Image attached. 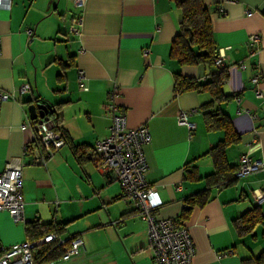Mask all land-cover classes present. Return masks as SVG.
<instances>
[{
    "label": "crops",
    "instance_id": "obj_1",
    "mask_svg": "<svg viewBox=\"0 0 264 264\" xmlns=\"http://www.w3.org/2000/svg\"><path fill=\"white\" fill-rule=\"evenodd\" d=\"M203 2L218 49L226 55L229 76L223 90L233 96L215 109L231 118L241 139L226 151L236 180L210 188L207 203L184 220L187 200L209 187L206 179L215 172L210 150L225 133L206 124L208 92H175L176 74L203 82L210 76L207 67L184 66L171 56L182 19L175 1L87 0L78 9L72 0H12L10 9L1 10L0 90L13 97L1 108L0 171L9 162L22 164L27 220L16 223L0 211L3 244L41 239L56 226L67 239L80 237L85 250L68 261L58 255L35 264H155L147 224L133 203L122 200L115 176L98 171L87 157L110 133L112 120L104 105L117 89L116 103L128 128L146 125L150 130L151 143L144 150L147 180L163 202L157 214L183 221L189 229L196 247L193 264H248L246 259L260 255L264 226L254 238H243L234 222L257 207L264 193V0ZM76 14L83 16L81 37L70 29ZM257 33L261 44L252 55L248 40ZM145 49H150L148 56ZM79 70L86 72L87 91L79 88ZM256 76L259 85L252 81ZM25 84L30 90L21 93ZM39 100L60 106V127L68 141L46 166L35 163L33 152L36 132L29 106ZM182 111L191 113L194 132L179 124ZM242 156L261 168L237 177ZM262 207L264 212V202ZM34 222L48 225L38 237L26 231Z\"/></svg>",
    "mask_w": 264,
    "mask_h": 264
},
{
    "label": "built area",
    "instance_id": "obj_2",
    "mask_svg": "<svg viewBox=\"0 0 264 264\" xmlns=\"http://www.w3.org/2000/svg\"><path fill=\"white\" fill-rule=\"evenodd\" d=\"M87 0H72L76 8L82 9ZM12 0H0V12L10 9ZM83 16L76 14L72 19L71 32L75 36H82ZM32 39L33 30L27 31ZM248 44L252 55L259 50L261 35L253 34ZM2 40L0 37V54ZM83 52V50L81 51ZM144 56L150 54V49L144 50ZM225 52L222 50L216 59L218 69L225 68ZM242 69L246 68L241 63ZM80 90L87 91V76L84 70L78 74ZM253 83L259 85L260 77L256 76ZM28 84L20 88L21 93L29 92ZM256 94L263 96L258 87ZM117 89L110 93V101L104 105V110L111 117L110 133L102 138L87 151V157L95 164L98 171L113 175L122 186V200L133 203L138 216L147 224L149 247L155 264H193L196 247L189 229L185 224L174 219H163L157 210L163 202L154 186L147 180L149 163L145 154V147L151 143V133L146 125L131 129L127 126V118L123 110L116 103L119 97ZM13 97L0 90V118L3 102ZM190 112L182 111L178 116L180 125L186 126L194 132L196 125L190 121ZM36 132L34 140L35 163L46 166L47 161L54 156L65 144L63 134L55 129V122L51 115L31 122ZM30 146L26 147L29 150ZM261 168V163L253 162L248 156H242L237 171V177L248 176ZM264 202V193L257 198V205ZM0 211L10 214L16 223H26L25 201L23 197V166L20 162H9L0 171ZM41 245H51L64 250L62 260L68 261L79 256L84 250V242L80 237L67 239L61 233L51 232L43 238L6 246L0 239V264H35L34 249Z\"/></svg>",
    "mask_w": 264,
    "mask_h": 264
},
{
    "label": "trees",
    "instance_id": "obj_3",
    "mask_svg": "<svg viewBox=\"0 0 264 264\" xmlns=\"http://www.w3.org/2000/svg\"><path fill=\"white\" fill-rule=\"evenodd\" d=\"M178 8L182 11V19L180 21L179 32L175 37L171 56L177 60L179 64L184 66L197 67L203 65L210 71V76L206 81L197 80L194 77L175 75V92L177 94L185 92H208L212 101L204 106L208 111L205 114L206 124L210 130H222L225 133L223 141L215 145L210 153L214 160L215 172L209 176L207 180L208 189L202 193L190 197L186 202V207L182 214V218L187 219L190 212L196 207L204 206L208 201V191L214 185H229L234 182L236 169L232 167L227 159L226 151L228 147L237 144L240 141V135L235 130L231 118L220 109H215V105L228 103L233 96L226 95L223 87L228 79V70L218 69L216 67V59L219 56V49L215 41L214 31L211 21L209 9L204 5L203 0H174ZM264 15V13H263ZM59 105L51 104V117L55 122V129L61 132L67 141V136L60 127ZM239 166L237 167L238 170ZM183 222V221H181ZM235 227L241 237L252 235L256 229L264 226V212L262 205H258L248 213L237 218L234 222ZM48 225L39 222L27 224L26 231L30 234L41 232L43 227L47 229ZM58 232L61 230L56 226L48 228L45 233ZM264 235V232H263ZM35 239V238H34ZM36 240V239H35ZM35 262L36 259L49 260L51 257L64 255V250L60 247H52L51 245H41L34 249ZM248 264H264V249L258 256H253L244 261Z\"/></svg>",
    "mask_w": 264,
    "mask_h": 264
},
{
    "label": "water",
    "instance_id": "obj_4",
    "mask_svg": "<svg viewBox=\"0 0 264 264\" xmlns=\"http://www.w3.org/2000/svg\"><path fill=\"white\" fill-rule=\"evenodd\" d=\"M29 113L32 120H37L39 117L51 115V104L44 100H39L29 106Z\"/></svg>",
    "mask_w": 264,
    "mask_h": 264
},
{
    "label": "rangeland",
    "instance_id": "obj_5",
    "mask_svg": "<svg viewBox=\"0 0 264 264\" xmlns=\"http://www.w3.org/2000/svg\"><path fill=\"white\" fill-rule=\"evenodd\" d=\"M259 230H261V229L259 228L257 231H259ZM258 233H260V232H258ZM252 238H254V237H252Z\"/></svg>",
    "mask_w": 264,
    "mask_h": 264
}]
</instances>
